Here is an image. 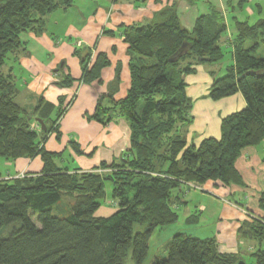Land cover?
Returning a JSON list of instances; mask_svg holds the SVG:
<instances>
[{"label": "trees", "instance_id": "trees-1", "mask_svg": "<svg viewBox=\"0 0 264 264\" xmlns=\"http://www.w3.org/2000/svg\"><path fill=\"white\" fill-rule=\"evenodd\" d=\"M247 1L238 0L237 8ZM72 2L0 0V158L39 155L43 162L38 174L0 178V229L18 224L0 238V264H123L129 249L133 262L141 264L152 232L178 218L173 207L179 198L175 191L183 183L237 182L235 159L242 149L264 139V58L254 54L264 43V18L252 24L235 21L233 64L209 87L212 100L240 92L245 107L221 118L219 138H204L196 145L187 144L179 134L192 121L187 117L192 105L183 76L194 72V64L223 58L220 41L227 27L221 11L212 7L188 30L176 15L174 3L155 13L151 22L120 26L130 55L131 84L126 97L108 110L127 121L130 149L109 166L102 163L101 168L112 169L104 175L58 167V154L47 152L43 142L50 130H56L63 109L48 126L41 115L42 99L32 110L19 106L14 101L13 66L6 72L3 67L10 59L17 63L26 52L23 33L39 34L46 14ZM75 53L81 59L83 82L98 79L109 63L100 53L89 68L91 53ZM104 110L97 102L96 111ZM28 116L41 118L46 131L30 129ZM87 118L103 123L109 120L99 118L97 112ZM74 150L80 153L76 146ZM106 181L112 183L116 210L107 217L95 216L106 193ZM63 195L73 200L69 211L64 216L54 215L52 205ZM135 225L144 229L134 231ZM240 232L256 241L251 256L255 264H264V222L255 219ZM164 251L165 257L155 256L150 264H234L242 258L221 253L214 238L181 232L171 236Z\"/></svg>", "mask_w": 264, "mask_h": 264}, {"label": "crops", "instance_id": "crops-1", "mask_svg": "<svg viewBox=\"0 0 264 264\" xmlns=\"http://www.w3.org/2000/svg\"><path fill=\"white\" fill-rule=\"evenodd\" d=\"M174 3L176 15L188 30H192L198 16L209 14L212 7L221 11L226 34L228 30L232 37L235 21H244L236 12L238 0H73L71 6L57 7L46 14L39 34L29 31L21 35L26 52L19 56L17 63L10 59L6 68L7 71L13 66L14 101L32 110L42 99L41 115L48 126L56 112L63 109L56 121V130H50L43 142L47 152L58 154L55 156L58 167L71 172L98 170L102 163L108 166L130 149L131 130L127 121L117 112L108 110L126 97L131 84L130 55L120 26L151 22L155 13ZM255 8L260 13V5ZM244 9L243 5L239 10ZM253 11L246 6L247 14ZM229 14L234 15L232 34L229 33ZM226 37L222 35L220 43L222 47H230V65L233 64L232 47L226 44ZM78 50L91 53L89 68L98 54L106 55L109 63L101 69L98 79L82 81L81 59L75 53ZM205 64L194 65L195 71L184 75L185 93L193 115L185 135H181L187 144L198 145L204 138H219L221 118L241 110L246 104L240 92L218 100L210 99L208 92L213 79L225 74L228 65L221 66L216 74ZM97 102L106 109L104 112L96 111ZM95 112L99 118L109 120L103 123L87 118ZM71 143L80 153L75 152ZM42 168L39 155L14 160L0 158V178L38 174ZM234 169L240 177L237 182L223 184L219 180H208L199 188L182 184L185 191L181 188L175 191L179 198L173 207L178 213L176 222L182 216L186 222L196 224L197 235L193 237L214 238L221 253H234L246 260L248 256L253 258L251 254L257 243L243 236L240 229L255 219L264 222V139L256 146L242 149L234 161ZM190 194L192 200L188 198ZM100 209L95 216H102ZM115 210L107 207L104 213L109 216ZM169 231L167 234L171 237ZM251 263L255 264L254 259Z\"/></svg>", "mask_w": 264, "mask_h": 264}, {"label": "rangeland", "instance_id": "rangeland-1", "mask_svg": "<svg viewBox=\"0 0 264 264\" xmlns=\"http://www.w3.org/2000/svg\"><path fill=\"white\" fill-rule=\"evenodd\" d=\"M258 4L261 7L260 13L257 12V10L255 8ZM201 5L202 4L200 2V6ZM247 5L249 7H251L252 9H254V11L252 13H248V14L246 13V6ZM206 8H208L207 5H206ZM244 8H245L244 10L237 9L236 12L238 14V18H242V20H247L249 23H254L258 18H264V0H248L244 4ZM232 16H234V15H230L229 14V16H228L229 24L231 26L229 28V33H231V34L233 33V18H232ZM235 16H236V14H235ZM223 35H224V37L227 36L226 40L227 39L228 40H227L226 44H229L231 46L232 42H233L232 35L228 34V30H227V34L225 32ZM248 43H250V42H248ZM222 49L224 51L223 52L224 56H223V58L221 60L214 61V62H205L206 63L205 67H209L210 69H214L216 71V74H218V72L220 71L221 66H227L229 64V62L231 61L230 47H228V46L225 47L224 46ZM254 54H255L256 57L264 58V43H262L260 45V47L257 49V51ZM194 65H197V64H194ZM194 65H193V69L195 71L196 66L194 67ZM6 68H7V65H5L3 67V71L4 72H6ZM223 75H224V73H223ZM183 79H184V76H183ZM191 110H190V112H188L187 117L191 116V120H192L193 115H192ZM34 118H35L34 116H31L30 123H29L30 124L29 128L31 129V126L34 125V130H36V132H37V131L41 130V126L35 121ZM187 127L188 126L185 125L183 127V129L181 128L180 131H179V134L184 136L185 135V130L187 129ZM0 172L2 173V171H0ZM95 172H97L98 174L104 175L106 173H111L112 169L110 167L109 168L108 167L107 168H104V167L101 168L100 167L98 170H95ZM183 184L185 186H190L191 188H199L200 187V186H197V185H195L193 183H183ZM111 190H112V183L110 181H106L105 182V191H106V193H105L104 198L101 201V206H100L101 209L99 210V214H101L102 216H107V214L104 213L105 208H107V207H112L113 209L116 208V205L112 204L113 203V199L111 197ZM182 190H183V192L185 191V189H182ZM197 192L200 194L199 190H197ZM188 198H190V200L193 199L191 197V194L189 195ZM72 201H73L72 198H70V197H68L66 195H63L61 197V199L57 203L52 205V213L54 215H58V216L66 215L67 211H69V205L71 204ZM107 204H110L111 206L107 205ZM33 220L35 221V217H33ZM35 223L37 225H39L37 223V221H35ZM17 225H18L17 223H12L10 225L3 226L0 229V238L6 237L9 234V232L12 230V228L16 227ZM195 227H196V224L194 222H192V221L186 222L184 220V218L182 216H180L177 222L172 223L169 226H166V227H164L162 229L156 228L152 232L150 240H149V247H148L147 256H146V258L144 259V261L141 264H150L152 259H153V256H155V255H158V256H161V257H165L166 256V253L163 250L164 249L163 247H164L165 242H167L165 239L171 238V237H168V234H167L168 229H170L169 235L171 234V236L173 234L178 233V232H181V233H184V234H192V236L193 235L196 236L197 234H195V231H194ZM143 229H144V226H141V225H135L134 226V231H142ZM131 251H132L131 249L128 250V253H127V255H126L125 259H124V263L123 264H135L133 262V260L131 259ZM245 261H246V264H253V263H251V262H253V258H251L249 256L246 257Z\"/></svg>", "mask_w": 264, "mask_h": 264}, {"label": "water", "instance_id": "water-1", "mask_svg": "<svg viewBox=\"0 0 264 264\" xmlns=\"http://www.w3.org/2000/svg\"><path fill=\"white\" fill-rule=\"evenodd\" d=\"M62 65V63H60V66ZM31 116H28V120H30ZM35 121L41 126V130L42 131H46V127L44 125V122L41 118L35 117L34 118ZM234 264H246L245 260L243 258H239Z\"/></svg>", "mask_w": 264, "mask_h": 264}, {"label": "built area", "instance_id": "built-area-1", "mask_svg": "<svg viewBox=\"0 0 264 264\" xmlns=\"http://www.w3.org/2000/svg\"><path fill=\"white\" fill-rule=\"evenodd\" d=\"M31 129H34V125L31 126ZM23 175H24V174H21V175H18V176H23ZM6 178H10V177H6ZM113 204H114V205L116 204L115 200H113Z\"/></svg>", "mask_w": 264, "mask_h": 264}]
</instances>
